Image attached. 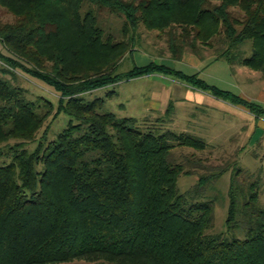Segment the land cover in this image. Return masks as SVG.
Listing matches in <instances>:
<instances>
[{"label": "trees", "instance_id": "1", "mask_svg": "<svg viewBox=\"0 0 264 264\" xmlns=\"http://www.w3.org/2000/svg\"><path fill=\"white\" fill-rule=\"evenodd\" d=\"M1 8L14 18L0 19V264H264L260 178L240 182L235 174L227 230L207 233L213 203L197 199L209 178L181 193L186 172L170 158L176 145L203 149L206 140L143 130L138 118L100 111L103 98L82 96L159 72L264 115L261 105L164 63L116 71L142 22L166 36L173 59L187 50L204 57L201 44L264 74V0H0ZM102 10L124 16L122 39L106 34ZM217 35L226 48L214 47ZM248 41L253 52L245 57ZM17 71L60 92L71 119L56 138L45 131L38 139L54 107L30 99ZM173 110L171 103L166 112Z\"/></svg>", "mask_w": 264, "mask_h": 264}, {"label": "rangeland", "instance_id": "2", "mask_svg": "<svg viewBox=\"0 0 264 264\" xmlns=\"http://www.w3.org/2000/svg\"><path fill=\"white\" fill-rule=\"evenodd\" d=\"M90 8V2L85 1L82 11ZM13 14L0 9V19L12 21ZM100 23L105 28L106 34H112L117 39H122L124 33L125 18L117 13H110L107 10L101 11ZM157 29H149L144 23H140L137 32L133 33L136 37L134 43H130L129 52L122 58L117 67V72L125 73L136 65H145L151 61L164 63L186 72L201 70L200 75L208 81L216 82L222 88L230 91L241 92L248 96H258L263 86L259 82L248 81V73L237 72L235 67L229 64L226 59L214 62L207 61V57L201 58L203 62L197 69H192L188 62L191 55L184 53L181 60L172 58L169 45L165 35L159 34ZM131 35V30L126 34ZM222 36L214 38V47H225ZM213 45L211 47H213ZM2 48L0 42V49ZM201 54H214L213 48L199 44ZM132 49V50H131ZM243 56H250L253 52L252 42L248 41L241 46ZM208 52V54H207ZM0 60V68L3 66ZM243 69H250L243 66ZM260 71L257 68H253ZM16 79L21 85L28 89V97L36 100L43 97L49 100L54 107V115L46 121L38 135L42 137L46 131V139L52 140L62 131L70 121L71 117L62 108V98L60 92L42 80L17 71ZM262 76L261 72H257ZM257 76V77H258ZM170 80V81H168ZM186 83L172 75L161 73L143 75L130 79H123L114 84L96 88L82 94L86 101L96 98H103L104 104L100 109L102 112H114L119 117H135L139 119V125L143 130L155 133H164L172 130L175 132H187L206 140V147L203 149L187 145H176L171 149V156L174 155L176 162L182 163L184 171L178 179V188L181 193L191 190L196 186L201 177H207L204 191L198 196L199 201L210 200L213 203L214 225L208 229L207 233H220L227 230V218L229 213L230 198L229 192L235 174L238 172L237 179L253 181L260 178L259 183V202L264 207V118L259 120L257 132L249 137L242 123L252 125V120L236 113L234 107L228 102L222 101L221 106L188 104L179 105L173 112L167 113L165 107L158 109H146L152 105V94L154 90H163L164 85L169 84L173 91V99L180 94L186 93ZM38 96V97H37ZM37 142L27 144V148L34 149ZM42 169V165L38 166ZM241 237L244 231L237 230ZM59 264H111L102 260L77 259L70 262Z\"/></svg>", "mask_w": 264, "mask_h": 264}, {"label": "crops", "instance_id": "3", "mask_svg": "<svg viewBox=\"0 0 264 264\" xmlns=\"http://www.w3.org/2000/svg\"><path fill=\"white\" fill-rule=\"evenodd\" d=\"M186 53H189L191 55V57H189L188 62L191 64L190 66H192V69H197V67H199L203 62L201 61V58L207 57V61H217L220 59H225V58H215L213 53L209 54V55H204V57L199 56L197 53H195L192 50H187ZM208 54V52H207ZM150 63V62H149ZM230 64V63H229ZM146 65V64H145ZM199 65V66H198ZM231 65V64H230ZM141 66V65H140ZM233 69L235 67V65H232ZM243 66H247V65H236V69L237 72H241L242 74H246L248 73V81L250 82H259L261 83V85L263 86L262 90L260 91V93L258 94V96L254 97V96H248L246 94H243L241 92L237 93L234 92L233 90L231 92L242 96L244 98H246L247 100L253 101L259 105H261L264 108V74L261 71H257L255 69H253L252 67H249L250 69H243ZM173 67V66H172ZM176 68V67H175ZM178 69V68H176ZM181 70L187 74H197L201 79L205 80L207 83L211 84V85H215L223 90H228L230 91L228 88H222L220 87L219 84H217L216 82H212V81H208L207 79H205L204 77H202L200 74L199 68L198 70H195V72H186L182 69H178ZM257 72H261L262 76H258ZM159 72H155L152 74H157ZM151 74V75H152ZM164 74V73H161ZM150 75V74H149ZM166 75V74H165ZM143 76V75H142ZM258 76V77H257ZM181 80V79H180ZM170 81V80H168ZM184 81V80H182ZM186 85L182 86H187L186 88V93L183 92L184 94H180L179 97H176L173 99V91L171 89V86H169V84H165L164 85V89L163 90H154L153 92V96H152V105L148 106L146 109L148 108H152L151 110H155L158 109L159 107L163 108L166 106V104H168V106L172 103L174 108L178 107L179 105H186L188 106V104H199V105H216V106H221V104H223L222 101L228 102L229 104H232L231 107L233 108L232 110H234L236 113H240L242 116H244L245 118L252 120V125L251 127L246 124V123H242L241 127H245L246 133H248L249 137L253 136L259 128V120H261V118H264V115H257L254 112H252L249 108H247L246 106L242 105V104H238V103H233L229 100H225L221 97H218L216 95H214L212 92L205 90V89H201L189 82H186ZM158 107V108H157ZM222 107V106H221ZM168 108V107H167ZM167 110V109H166ZM264 120V119H262Z\"/></svg>", "mask_w": 264, "mask_h": 264}]
</instances>
